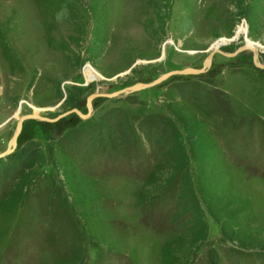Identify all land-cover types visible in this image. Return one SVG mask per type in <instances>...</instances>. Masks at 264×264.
<instances>
[{"label": "rangeland", "instance_id": "1", "mask_svg": "<svg viewBox=\"0 0 264 264\" xmlns=\"http://www.w3.org/2000/svg\"><path fill=\"white\" fill-rule=\"evenodd\" d=\"M243 46L264 65V0H0V154L44 119L0 181V264H264V69L227 56ZM112 111L132 144L85 159L76 133Z\"/></svg>", "mask_w": 264, "mask_h": 264}, {"label": "trees", "instance_id": "2", "mask_svg": "<svg viewBox=\"0 0 264 264\" xmlns=\"http://www.w3.org/2000/svg\"><path fill=\"white\" fill-rule=\"evenodd\" d=\"M187 90L180 89L182 97H187ZM59 137L58 140H61ZM78 139V141H77ZM79 150L89 160L95 156H103L112 152L122 155L124 149L132 144V136L122 112L107 113L101 123L93 126L91 132L76 133ZM157 141H153L155 143ZM17 151V152H16ZM39 149L36 143H25L18 150L0 157V181L19 175L29 168L30 162L36 158Z\"/></svg>", "mask_w": 264, "mask_h": 264}, {"label": "water", "instance_id": "3", "mask_svg": "<svg viewBox=\"0 0 264 264\" xmlns=\"http://www.w3.org/2000/svg\"><path fill=\"white\" fill-rule=\"evenodd\" d=\"M245 50H248L247 47L243 46V47H240L234 54H225L227 56H235L238 52H242V51H245ZM216 53H220L221 54V51L217 48H214L212 50V52L206 57L205 61H204V67L201 68V69H192V68H186V69H183V70H179V71H174V72H169V73H166V74H163L162 76H160V78H158L157 80H155L154 82L150 83V84H135L129 88H126V89H123L121 91H118L116 93H112V94H105V93H100V94H92L88 97L87 99V106H88V109H89V112H90V103H91V100L93 98H96V97H117V96H120V95H128L130 94L131 92H135L137 90H140V89H144V88H147V87H150V86H153L155 84H158L160 81L162 80H165L167 78H169L171 75H198L200 73H202L207 67H209L210 65V62H211V59L213 57L214 54ZM252 53H253V61L255 63L256 66L260 67L261 69H264V65H261L257 62V59H258V51L257 50H252ZM75 113L81 117V118H86L87 115H82L80 114L78 111H75ZM38 119V120H44L43 118H41L40 116H37V115H27V116H22L19 121H18V124H17V127L15 129V132H14V135L8 145V148L7 150H5L3 153L0 154V157H4L10 153H12L14 151V149L16 148V137L18 136L19 132H20V129H21V125H22V122L26 119ZM56 120V119H55ZM53 121V120H51Z\"/></svg>", "mask_w": 264, "mask_h": 264}, {"label": "clouds", "instance_id": "4", "mask_svg": "<svg viewBox=\"0 0 264 264\" xmlns=\"http://www.w3.org/2000/svg\"><path fill=\"white\" fill-rule=\"evenodd\" d=\"M67 15V9H63L61 13H58L57 18L60 19L63 16Z\"/></svg>", "mask_w": 264, "mask_h": 264}, {"label": "bare ground", "instance_id": "5", "mask_svg": "<svg viewBox=\"0 0 264 264\" xmlns=\"http://www.w3.org/2000/svg\"><path fill=\"white\" fill-rule=\"evenodd\" d=\"M248 50L252 51V50H255L254 48H251V47H247Z\"/></svg>", "mask_w": 264, "mask_h": 264}]
</instances>
